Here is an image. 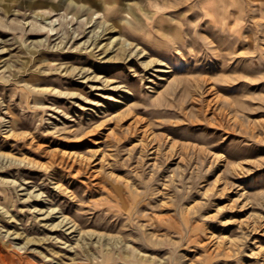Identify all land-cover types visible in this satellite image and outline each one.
<instances>
[{"label":"rangeland","instance_id":"374dc122","mask_svg":"<svg viewBox=\"0 0 264 264\" xmlns=\"http://www.w3.org/2000/svg\"><path fill=\"white\" fill-rule=\"evenodd\" d=\"M0 264H264V0H0Z\"/></svg>","mask_w":264,"mask_h":264},{"label":"bare ground","instance_id":"6f19581e","mask_svg":"<svg viewBox=\"0 0 264 264\" xmlns=\"http://www.w3.org/2000/svg\"><path fill=\"white\" fill-rule=\"evenodd\" d=\"M108 4H109V2H108ZM110 5H111V4H110ZM112 6H113V5H112ZM112 6H111V7H112ZM117 9H118V8H117ZM117 9H116V10H117ZM115 12H116V11H115ZM103 14H104V13H103ZM113 14H114V13H113ZM104 17L106 18L107 21H109V18H110L109 16H108L109 18H107L106 14H104ZM123 18H124V17H123ZM124 19H125V18H124ZM107 23H109V22H107ZM121 25H122V24L120 23V21H116V20H113L112 23H111V27H112L113 29H115V28H117V29L119 28V29H120V28H121ZM131 28H132V29H136V27H134V26L131 27ZM106 30H107V29H106ZM119 39H120V38H119ZM117 40H118V39H117ZM122 43H123V42H122ZM125 43H126V42H125ZM136 47H137V46H136ZM121 51H122V50H121ZM110 60H111V59H110ZM146 63H147V62H146Z\"/></svg>","mask_w":264,"mask_h":264}]
</instances>
